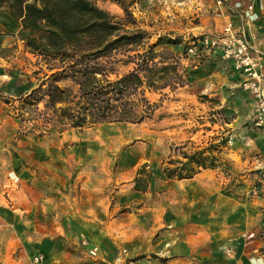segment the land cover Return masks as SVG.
<instances>
[{
	"label": "rangeland",
	"instance_id": "rangeland-1",
	"mask_svg": "<svg viewBox=\"0 0 264 264\" xmlns=\"http://www.w3.org/2000/svg\"><path fill=\"white\" fill-rule=\"evenodd\" d=\"M91 1L113 16L123 17L122 8L113 0ZM119 1L132 13L136 24L147 32L151 43L159 36L176 38L180 42L167 47L177 54L181 73H190V76H184L183 86L148 94L149 100L154 103V111L141 124L123 122L117 133L127 134L129 141L124 146L129 149L124 154H117L109 170L100 161L87 167L92 171V179L113 185L132 181L137 170L143 168L138 187L143 189L148 182L147 200L150 206L154 207L157 200L164 203L166 224L140 241H131L132 250L125 256L124 262L137 264L136 261L141 260L138 264H169L172 257H178L179 260L173 264H239L243 260L241 241L244 239L240 233L241 220L251 212L252 200L262 193L264 187V171L257 168L255 162L261 155L259 142L264 141V136L259 135L256 128L244 124L237 127L225 125L224 120L231 119L230 108L224 113H220L219 109L211 110L215 97H209L204 91L209 80L199 68L196 56L188 50L204 35L194 33L193 29L200 24V17L193 12L197 0ZM26 36L43 39L44 33L22 31L20 23L9 16L6 7L0 8V111L3 115L0 122V151L3 152L0 176L6 178L10 177L9 174L13 175L8 170V160L20 149H35L42 157L47 153L52 160H59L58 148L63 152L74 145L71 137L59 141L61 135L57 132L39 136L38 131L32 129L34 122L30 108L20 107L21 97L41 85L48 74L40 58L25 47ZM127 70L128 67L121 63L115 66L116 74L121 75ZM110 76L114 78L115 75ZM70 84V80L59 82L61 87ZM180 100L182 105L177 103ZM42 105L40 102L38 108L42 109ZM180 119V123H173ZM173 127H180L182 134L173 133ZM227 128H230V132L225 150L219 140L227 135ZM94 130L88 132L93 133ZM187 132L192 133L193 139L182 141L181 136ZM210 143L219 145L213 150L219 169L216 174L210 173L205 177L206 182L211 184V197L210 203H204L203 194L207 195V191L193 196L194 190L189 185L165 179L160 164L167 157L182 159L183 152H192ZM95 145L106 147L108 144L99 138ZM230 149L239 156H231ZM121 160H124V164ZM98 166L106 170L101 168L97 171ZM67 168L68 172L74 173L80 169L70 154ZM191 223L199 230L195 237L186 233ZM204 227H207V233L203 232ZM189 237L195 239L194 243L190 242L191 250L186 246L183 252L170 256L172 245H187L186 239ZM258 258L250 257V260L261 264Z\"/></svg>",
	"mask_w": 264,
	"mask_h": 264
},
{
	"label": "crops",
	"instance_id": "crops-1",
	"mask_svg": "<svg viewBox=\"0 0 264 264\" xmlns=\"http://www.w3.org/2000/svg\"><path fill=\"white\" fill-rule=\"evenodd\" d=\"M214 1L197 0L195 3L193 12L200 17V24L195 25L194 33H216L226 20L231 19L235 25L243 26L247 37L264 50V0H223L231 6L237 2L242 6L251 3L253 14L247 22L240 19L238 10H232L226 16L210 12V8L215 6ZM199 68L209 80L204 91L216 100L211 110L230 108L232 118L229 123L224 122L225 125L237 127L244 124L249 127L247 119L252 112L254 99L238 87V79L228 74L222 62L212 56ZM177 103L183 104L181 100ZM2 116L0 111V122ZM121 125L123 122L103 123L62 132L59 141L71 137L74 145L63 152L58 148L59 160H52L47 153L42 157L35 149H20L13 153L11 160H8V170L13 175L9 174V178L0 176V264H32V257L36 254L42 255L40 264H127L124 259L132 250L131 241L141 240L166 224L164 203L155 201V208L148 203V182L145 189H135L134 178L120 185L91 178L92 171L87 169L89 165L100 161L109 170L117 154L128 151L129 148L124 146L129 141L127 134L117 133ZM92 129L96 130L88 132ZM172 131L177 135L182 134L180 127H173ZM258 131L259 135L264 136V131ZM181 137L182 141L193 139L191 132ZM99 138L108 145H95ZM259 147L261 155L255 162L257 168L264 171V141L259 142ZM230 152L231 156H239L233 149ZM2 154L0 151V169ZM69 154L80 166L79 172L67 171ZM121 163L124 164V160ZM101 168L106 170L101 166L96 170ZM218 169L219 165L213 169H203L191 178L168 180L189 185L194 190L193 196L207 191L203 199L204 203H210L211 184L206 182L205 177L210 173L216 174ZM251 204V212L241 220L240 233L244 239L241 241L243 260L239 264H255L250 257H259L257 261L264 264V187ZM190 225L192 228L189 227L186 233L195 237L199 230L194 223ZM206 229L204 227V233H207ZM194 241L189 237L186 239L187 245H172L170 256L183 252L186 246L191 250L190 242ZM177 259L172 257L169 264L177 262ZM136 262L138 264L141 260Z\"/></svg>",
	"mask_w": 264,
	"mask_h": 264
},
{
	"label": "trees",
	"instance_id": "trees-1",
	"mask_svg": "<svg viewBox=\"0 0 264 264\" xmlns=\"http://www.w3.org/2000/svg\"><path fill=\"white\" fill-rule=\"evenodd\" d=\"M113 1L122 8L123 17L113 16L91 0H0V8L6 7L22 31L44 33L43 39L26 36L25 47L40 58L48 74L41 85L21 97L20 104L30 108L32 129L39 136L103 123H141L154 111L148 93L174 90L185 84V75L190 76L186 70L181 73L177 54L167 47L179 44L176 38L159 36L151 43L127 7ZM119 63L128 67L121 75L115 73ZM61 80H70V86L61 87ZM226 132L219 140L223 147L230 128ZM217 146L210 143L183 152L182 159L167 157L160 164L162 175L180 180L215 168ZM142 170H137L135 189H140Z\"/></svg>",
	"mask_w": 264,
	"mask_h": 264
},
{
	"label": "built area",
	"instance_id": "built-area-1",
	"mask_svg": "<svg viewBox=\"0 0 264 264\" xmlns=\"http://www.w3.org/2000/svg\"><path fill=\"white\" fill-rule=\"evenodd\" d=\"M214 2L210 12L218 15L226 16L232 10H238L240 19L247 22L253 14L251 3L242 6L237 2L231 6L223 0ZM188 50L196 56L199 66L212 56L222 62L228 74L238 79V87L254 99L247 124L264 131V50L247 37L243 26L228 19L218 32L204 34ZM41 260L42 255L36 254L31 261L40 264Z\"/></svg>",
	"mask_w": 264,
	"mask_h": 264
}]
</instances>
